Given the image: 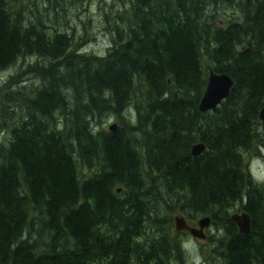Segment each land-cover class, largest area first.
<instances>
[{
    "label": "trees",
    "instance_id": "obj_1",
    "mask_svg": "<svg viewBox=\"0 0 264 264\" xmlns=\"http://www.w3.org/2000/svg\"><path fill=\"white\" fill-rule=\"evenodd\" d=\"M128 1L95 55L0 0V72L42 60L28 68L37 84L0 94V264H183L173 213L211 218L208 264H264V183L245 163L264 147V0ZM209 68L233 85L200 112ZM106 115L121 125L99 128Z\"/></svg>",
    "mask_w": 264,
    "mask_h": 264
},
{
    "label": "rangeland",
    "instance_id": "obj_2",
    "mask_svg": "<svg viewBox=\"0 0 264 264\" xmlns=\"http://www.w3.org/2000/svg\"><path fill=\"white\" fill-rule=\"evenodd\" d=\"M25 12L30 18L50 19L47 24L54 28L68 33L73 38V46L79 52L87 54L102 55L111 43V34L108 30L109 23L112 22L114 11L121 10L128 6V0H23ZM106 13L108 16L106 17ZM221 16V15H220ZM222 14L220 19L223 18ZM42 60L37 57H25L20 59L17 64L10 69L0 72V94L3 93L5 85L13 82L9 89L14 90L20 87L27 88L31 84H37V79L33 77L28 68L41 63ZM13 85V86H12ZM13 87V88H12ZM2 97V94H1ZM0 97V98H1ZM10 111V107L8 110ZM7 114L0 113V141H3L7 134V125L9 123ZM132 123L134 122L131 120ZM121 125V120L112 115H106L101 118L99 128L108 130L110 124ZM264 126V124H263ZM98 129V128H96ZM253 156L247 157L245 163L247 171L253 181L258 184L264 183V153L259 148ZM87 167L79 163V174H88ZM237 211L232 209L230 213ZM240 212V211H238ZM179 213L171 214L172 220L169 224L170 232L182 242L184 252L183 264H208L213 262L211 247L213 241L210 238H217L221 233L212 225L205 228V238L198 239L192 237L188 232H178L174 228L173 217ZM214 259H216L214 257ZM210 261V262H208ZM171 264H179L175 261Z\"/></svg>",
    "mask_w": 264,
    "mask_h": 264
},
{
    "label": "water",
    "instance_id": "obj_3",
    "mask_svg": "<svg viewBox=\"0 0 264 264\" xmlns=\"http://www.w3.org/2000/svg\"><path fill=\"white\" fill-rule=\"evenodd\" d=\"M233 85V79L226 73L215 72L211 68L208 69L207 82L204 92L199 100L198 109L200 112H207L215 109L229 95ZM258 118L264 124V106L260 109ZM108 129L114 131L116 123L109 125ZM205 150L203 142L194 143L191 146V155L198 156ZM119 191V189H118ZM230 220L236 225L238 232L247 234L251 229V217L248 212L242 210L230 213ZM174 228L178 232H188L192 237L198 239L205 238V228L211 225L209 216H202L197 219L195 225L188 223L182 214H177L173 217Z\"/></svg>",
    "mask_w": 264,
    "mask_h": 264
},
{
    "label": "flooded vegetation",
    "instance_id": "obj_4",
    "mask_svg": "<svg viewBox=\"0 0 264 264\" xmlns=\"http://www.w3.org/2000/svg\"><path fill=\"white\" fill-rule=\"evenodd\" d=\"M262 148H264V147H262Z\"/></svg>",
    "mask_w": 264,
    "mask_h": 264
}]
</instances>
